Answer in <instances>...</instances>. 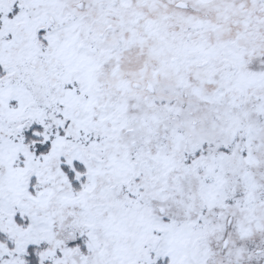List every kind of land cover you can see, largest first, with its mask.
I'll return each mask as SVG.
<instances>
[{
    "label": "snow or ice",
    "instance_id": "snow-or-ice-1",
    "mask_svg": "<svg viewBox=\"0 0 264 264\" xmlns=\"http://www.w3.org/2000/svg\"><path fill=\"white\" fill-rule=\"evenodd\" d=\"M0 264H264V0H0Z\"/></svg>",
    "mask_w": 264,
    "mask_h": 264
}]
</instances>
